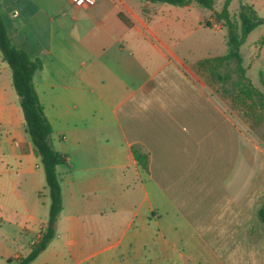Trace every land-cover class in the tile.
Here are the masks:
<instances>
[{
    "label": "crops",
    "instance_id": "obj_1",
    "mask_svg": "<svg viewBox=\"0 0 264 264\" xmlns=\"http://www.w3.org/2000/svg\"><path fill=\"white\" fill-rule=\"evenodd\" d=\"M192 4L0 1L12 43L41 63L33 84L52 127L50 143L67 155L57 166L62 210L55 235L29 264H226L204 237L252 234L264 194L258 182L264 143L247 136L219 93L225 87L197 67L200 59L227 53V45L224 34L195 35L224 25L212 12L196 22ZM3 63L0 191L15 174L31 179L36 196L29 205L19 197L27 216L5 263L28 252L49 201L37 198L43 169ZM15 135L20 141L4 151V136ZM132 145L148 154L147 170Z\"/></svg>",
    "mask_w": 264,
    "mask_h": 264
},
{
    "label": "trees",
    "instance_id": "obj_2",
    "mask_svg": "<svg viewBox=\"0 0 264 264\" xmlns=\"http://www.w3.org/2000/svg\"><path fill=\"white\" fill-rule=\"evenodd\" d=\"M1 1V0H0ZM177 6L189 5L193 2L212 9L213 0H149ZM231 0H223L219 11L213 10L211 17L216 22H222L227 27L226 45L227 53L221 56L208 57L196 62L197 67H202L221 84L229 81L230 87L224 92L237 104H247L249 107L260 106L264 108V73L259 71V82L263 90L257 88L246 75V67L240 54V46L245 42L247 35L259 24L264 23V18L247 3L240 5L237 21L229 15L228 5ZM119 17L127 25L129 21L122 15ZM210 26V23H206ZM264 38V35L263 37ZM0 58L11 70L13 87L19 96L20 106L24 119L25 132L28 134L33 147L38 152L40 164L43 169L45 188L49 196L48 217L41 227L38 236L30 243L28 252L7 258L5 264H29L43 251L55 235V225L58 214L62 210L61 183L57 173V166L67 163V155L55 150L50 143L52 127L45 116L43 104L39 100L33 84V76L40 69L39 60H33L21 48L16 47L9 36L7 18L0 7ZM234 62L232 70L222 72L220 68L227 67ZM235 78H233V75ZM131 152L137 164L144 170L148 166V154L141 151L137 145L131 146ZM40 195V192H39ZM258 220L264 228V194L256 210Z\"/></svg>",
    "mask_w": 264,
    "mask_h": 264
},
{
    "label": "rangeland",
    "instance_id": "obj_3",
    "mask_svg": "<svg viewBox=\"0 0 264 264\" xmlns=\"http://www.w3.org/2000/svg\"><path fill=\"white\" fill-rule=\"evenodd\" d=\"M223 0H213L212 9L219 11L221 9ZM247 3L257 11V13L264 18V0H231L228 5V12L233 20L237 21V13L240 5ZM209 7L202 6L197 2L192 4L193 18L198 23H203L204 19L209 17L212 12ZM195 34V33H194ZM227 35V27L221 26V29L214 30L208 28H199L196 31V36L200 38H219L222 35ZM264 23L257 25L246 37L245 42L240 46V54L243 58V65L246 67V75L251 82L260 90H263L262 85L259 82V71L264 73ZM225 44V42H224ZM3 64H6L5 62ZM234 67V62H230L227 67H221L220 70L231 71ZM204 70V68L199 67ZM209 74V75H208ZM207 74V78L212 80L214 86H224L225 88L230 87V82L224 83L218 82L210 73ZM233 78H235V75ZM219 93L227 97L229 100V107L231 109V115L235 121L240 125L243 131L246 132L247 136H253L259 143H264V108L260 106L249 107L247 104H237L231 100L230 94L219 90ZM245 116V122L238 117L237 113ZM13 139H8L4 142L2 149L10 150L13 148L14 141L19 142L21 137L19 135L13 136ZM11 161L12 170H15V162L13 158H9ZM38 163L37 161V165ZM258 182L264 183V157L261 159L259 165ZM6 178V175L0 173V181ZM14 182H7L6 190L0 191V264H5L2 261V256L9 250L18 249V243L13 241L15 237L20 233V224L25 220L27 214L23 210L19 202V197L25 199L27 205L32 200L36 199L33 192V183L31 179L16 177L13 174ZM13 187V188H12ZM16 189V190H14ZM40 195L37 197L40 202H48L49 196L46 188L40 189ZM16 192L18 193L16 195ZM4 199V201L2 200ZM2 200V201H1ZM31 221L27 222L31 225ZM254 223L251 227L252 234L245 237H226V236H205L204 239L214 248L216 255L222 259L226 264H264V228L261 222L258 220L256 210L254 213ZM245 238V240H244ZM29 241V238H21Z\"/></svg>",
    "mask_w": 264,
    "mask_h": 264
},
{
    "label": "built area",
    "instance_id": "obj_4",
    "mask_svg": "<svg viewBox=\"0 0 264 264\" xmlns=\"http://www.w3.org/2000/svg\"><path fill=\"white\" fill-rule=\"evenodd\" d=\"M76 7H87L95 4V0H67Z\"/></svg>",
    "mask_w": 264,
    "mask_h": 264
},
{
    "label": "water",
    "instance_id": "obj_5",
    "mask_svg": "<svg viewBox=\"0 0 264 264\" xmlns=\"http://www.w3.org/2000/svg\"><path fill=\"white\" fill-rule=\"evenodd\" d=\"M33 152H34V155H35L36 157H38V152H37V150H36L35 148H33Z\"/></svg>",
    "mask_w": 264,
    "mask_h": 264
}]
</instances>
